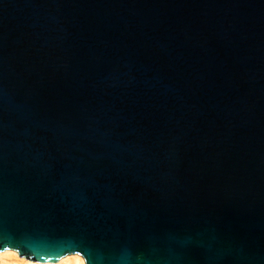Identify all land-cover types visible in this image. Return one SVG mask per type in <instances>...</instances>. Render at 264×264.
I'll return each instance as SVG.
<instances>
[{"label":"water","instance_id":"95a60500","mask_svg":"<svg viewBox=\"0 0 264 264\" xmlns=\"http://www.w3.org/2000/svg\"><path fill=\"white\" fill-rule=\"evenodd\" d=\"M264 264V0H0V251Z\"/></svg>","mask_w":264,"mask_h":264},{"label":"bare ground","instance_id":"6f19581e","mask_svg":"<svg viewBox=\"0 0 264 264\" xmlns=\"http://www.w3.org/2000/svg\"><path fill=\"white\" fill-rule=\"evenodd\" d=\"M73 255L74 258H70ZM63 257L60 261L49 262H36L17 255L14 250L0 251V264H85L84 258L80 254H70Z\"/></svg>","mask_w":264,"mask_h":264},{"label":"rangeland","instance_id":"374dc122","mask_svg":"<svg viewBox=\"0 0 264 264\" xmlns=\"http://www.w3.org/2000/svg\"><path fill=\"white\" fill-rule=\"evenodd\" d=\"M7 251V250H6ZM16 252V251H15ZM71 258H74V256L73 255H70V258L69 259H71Z\"/></svg>","mask_w":264,"mask_h":264}]
</instances>
